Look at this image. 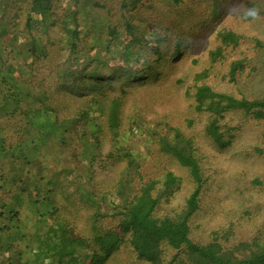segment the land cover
I'll return each mask as SVG.
<instances>
[{
  "label": "trees",
  "instance_id": "1",
  "mask_svg": "<svg viewBox=\"0 0 264 264\" xmlns=\"http://www.w3.org/2000/svg\"><path fill=\"white\" fill-rule=\"evenodd\" d=\"M262 24L264 0H0V263L111 264L124 248L147 264H264V222L248 241L232 226L195 239L210 152L264 126ZM145 87L174 104L151 117ZM60 179L76 184L85 226L55 212L56 193L73 197Z\"/></svg>",
  "mask_w": 264,
  "mask_h": 264
},
{
  "label": "rangeland",
  "instance_id": "2",
  "mask_svg": "<svg viewBox=\"0 0 264 264\" xmlns=\"http://www.w3.org/2000/svg\"><path fill=\"white\" fill-rule=\"evenodd\" d=\"M254 34L264 35V24L255 27L252 31ZM56 37L52 36L51 40L54 41ZM40 72L44 76L52 73L50 64L41 62ZM144 91V104L148 105L151 117H156L167 111L174 103L169 105L161 104L160 99L152 98L154 94L152 88L145 87ZM253 93L262 95L264 94V82H256L252 90ZM146 98V99H145ZM25 123V122H24ZM7 134V146L16 144L22 136V121L14 120L4 124ZM135 140L138 141L141 150L145 148V140L142 134H136ZM144 141V145L141 143ZM260 146L264 149V126H258L255 123L247 125L242 133L238 143L236 152L219 155L216 151H211L212 167L210 171L211 179L210 191L204 198L203 207L207 213L202 223L200 231L195 232V239L201 242L210 240V235L215 230H223L226 227L232 226L235 232L232 241H248L255 236L258 226L264 222V159L258 157L246 158L236 157V153L243 151H250L253 147ZM17 150V149H16ZM141 152V151H140ZM137 153V152H136ZM140 154V153H137ZM141 155V154H140ZM148 155V154H147ZM145 167L143 171L146 175H154L158 162L155 160L156 156L150 154L146 157ZM65 166V163L62 164ZM61 165V166H62ZM67 165V162H66ZM70 166V164L68 165ZM61 171V169H58ZM57 170V171H58ZM57 176V174H56ZM259 180V184H255V180ZM56 180V179H55ZM63 193L73 195L71 200L62 199V193L59 191L55 194L56 206L55 212L58 215L72 221L77 226H85L89 213L85 211L86 207L82 206L79 199L76 200V188L72 181L62 180L59 181ZM240 186L243 196L238 195L237 187ZM184 194L180 195L176 205L181 203ZM29 206V204L27 205ZM111 212V208H105ZM29 209L25 207L22 210V221L28 220ZM52 222V221H50ZM78 222V223H77ZM114 219L105 221L104 230L109 232L113 230ZM23 224V223H22ZM78 237V233L75 234ZM2 263V262H1ZM0 263V264H1ZM3 264V263H2ZM111 264H147L138 259L137 255L129 249H124L118 255L117 259Z\"/></svg>",
  "mask_w": 264,
  "mask_h": 264
}]
</instances>
